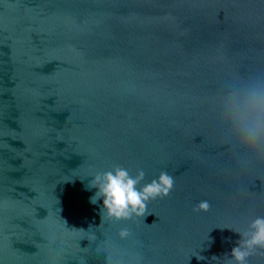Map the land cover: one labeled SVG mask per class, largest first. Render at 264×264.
I'll return each instance as SVG.
<instances>
[{"label":"water","instance_id":"95a60500","mask_svg":"<svg viewBox=\"0 0 264 264\" xmlns=\"http://www.w3.org/2000/svg\"><path fill=\"white\" fill-rule=\"evenodd\" d=\"M258 71L264 0H0V264H224L264 161L237 163L216 100ZM116 165L174 189L102 220L91 176Z\"/></svg>","mask_w":264,"mask_h":264},{"label":"clouds","instance_id":"9594fccd","mask_svg":"<svg viewBox=\"0 0 264 264\" xmlns=\"http://www.w3.org/2000/svg\"><path fill=\"white\" fill-rule=\"evenodd\" d=\"M216 107L221 130L235 152L237 163L248 167L254 161H264V71L226 81ZM91 177L89 187L97 189L91 202L96 204L102 199V220L107 218L117 223L145 216L148 203L168 197L175 185L174 177L167 171L145 183L143 169L133 175L121 165L98 171ZM210 207L208 201H201L193 207V212H207ZM232 230L239 234L240 240L224 264H249L254 256L264 257V216L250 220L242 231ZM130 235L126 228L119 232L122 239Z\"/></svg>","mask_w":264,"mask_h":264}]
</instances>
